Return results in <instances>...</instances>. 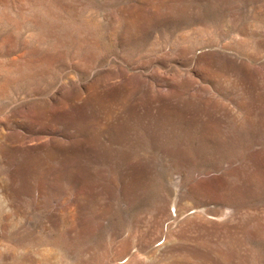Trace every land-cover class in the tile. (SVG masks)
<instances>
[{
  "label": "rangeland",
  "instance_id": "obj_1",
  "mask_svg": "<svg viewBox=\"0 0 264 264\" xmlns=\"http://www.w3.org/2000/svg\"><path fill=\"white\" fill-rule=\"evenodd\" d=\"M0 264H264V0H0Z\"/></svg>",
  "mask_w": 264,
  "mask_h": 264
}]
</instances>
